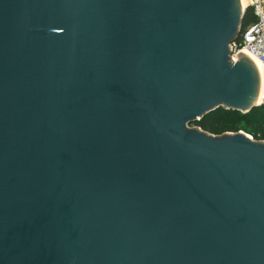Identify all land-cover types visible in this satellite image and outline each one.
Wrapping results in <instances>:
<instances>
[{
    "label": "water",
    "instance_id": "95a60500",
    "mask_svg": "<svg viewBox=\"0 0 264 264\" xmlns=\"http://www.w3.org/2000/svg\"><path fill=\"white\" fill-rule=\"evenodd\" d=\"M241 0H0V264H264L261 74Z\"/></svg>",
    "mask_w": 264,
    "mask_h": 264
},
{
    "label": "trees",
    "instance_id": "16d2710c",
    "mask_svg": "<svg viewBox=\"0 0 264 264\" xmlns=\"http://www.w3.org/2000/svg\"><path fill=\"white\" fill-rule=\"evenodd\" d=\"M255 20L251 8H248L242 19V28ZM240 122L253 131L255 138L264 139V104L246 113L220 107L194 123L205 131L220 135L225 132H235Z\"/></svg>",
    "mask_w": 264,
    "mask_h": 264
},
{
    "label": "built area",
    "instance_id": "2783aa9c",
    "mask_svg": "<svg viewBox=\"0 0 264 264\" xmlns=\"http://www.w3.org/2000/svg\"><path fill=\"white\" fill-rule=\"evenodd\" d=\"M245 1L246 4L243 7V12L245 13L248 8H251L256 20L248 23L244 29L242 28L237 39L231 42V58L233 61H236L239 50L242 52L246 51L254 56L262 65L261 77L264 82V0ZM259 103L260 105L264 104V87Z\"/></svg>",
    "mask_w": 264,
    "mask_h": 264
},
{
    "label": "rangeland",
    "instance_id": "374dc122",
    "mask_svg": "<svg viewBox=\"0 0 264 264\" xmlns=\"http://www.w3.org/2000/svg\"><path fill=\"white\" fill-rule=\"evenodd\" d=\"M241 29H242V27H241ZM190 127H192V128H200V127L197 126L195 123L190 124ZM200 129H202V128H200ZM202 130H203V129H202ZM204 131H205V130H204ZM206 132H208V131H206ZM235 132H241V133H244V134H246L248 137H250L252 140H254V141H256V142H264V139L255 138V136L253 135V131H252L249 127H247L243 122H240V123L238 124V127H237V129H236ZM209 133H210V132H209Z\"/></svg>",
    "mask_w": 264,
    "mask_h": 264
},
{
    "label": "bare ground",
    "instance_id": "6f19581e",
    "mask_svg": "<svg viewBox=\"0 0 264 264\" xmlns=\"http://www.w3.org/2000/svg\"><path fill=\"white\" fill-rule=\"evenodd\" d=\"M245 4H246V1L245 0H241V5H242V8L245 6ZM244 53H246L253 61H254V63L257 65V67H258V70H259V72H260V74H261V71H262V65H261V63L258 61V59H256L254 56H252V55H250L248 52H246V51H243ZM263 87H264V82H263V79H262V77H261V87H260V92H259V96H258V99H257V101L258 102H260V100H261V93H262V90H263Z\"/></svg>",
    "mask_w": 264,
    "mask_h": 264
}]
</instances>
